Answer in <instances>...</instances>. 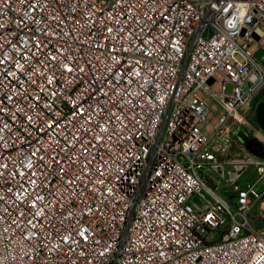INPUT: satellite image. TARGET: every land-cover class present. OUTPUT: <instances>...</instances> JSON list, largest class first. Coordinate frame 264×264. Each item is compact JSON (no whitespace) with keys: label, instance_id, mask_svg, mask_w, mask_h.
Wrapping results in <instances>:
<instances>
[{"label":"built area","instance_id":"built-area-1","mask_svg":"<svg viewBox=\"0 0 264 264\" xmlns=\"http://www.w3.org/2000/svg\"><path fill=\"white\" fill-rule=\"evenodd\" d=\"M253 45L264 0H0V264H264Z\"/></svg>","mask_w":264,"mask_h":264},{"label":"rangeland","instance_id":"rangeland-1","mask_svg":"<svg viewBox=\"0 0 264 264\" xmlns=\"http://www.w3.org/2000/svg\"><path fill=\"white\" fill-rule=\"evenodd\" d=\"M251 51L253 53V56L255 58V60H257L260 65L262 67H264V59H262L264 57V50L262 48H258L255 45H253L251 47ZM238 58H240V55H237ZM231 92V86H227L226 87V94H229ZM200 96H202L200 94ZM203 97V96H202ZM204 100L206 101L207 105L209 106V111L206 114V120H207V125L205 124H201L200 125V129L207 133L210 130L213 129V127L215 126L216 122L218 121V119L224 114L223 110L221 108H219L213 101L207 99L206 97H203ZM263 100L264 102V88L261 90V92L254 98L249 110L247 109H243L241 112L243 115H246V120L248 123V127L247 128H239L238 131H236L235 133V137L237 138L236 142L244 145L245 149L246 148V144H248V142H253L254 144H256L258 146V148L261 147V145L263 146V143L260 142L256 137V131H257V127L255 126V119H254V109L255 106L257 105V103L259 101ZM260 137H262V135H259ZM243 137H246V142L245 140H243ZM264 141V140H263ZM261 149V148H260ZM248 152H250L249 150H247ZM261 152H264V149H261ZM251 153V152H250ZM249 176V180H248V184L252 185L258 178V175L253 171H249L247 172V174L245 175ZM241 182H244V184H246V180L245 178L241 179ZM263 184H259L258 188L259 189H263ZM220 188H221V195L224 198H229V195L231 194L230 192H226L225 188L223 187L222 183H220ZM234 202V200H232ZM261 203H258L256 206H254L252 208V210L249 212L248 217L250 219V221L256 225L257 227H262L264 226V210H261ZM217 237V236H216ZM215 235H214V239H216Z\"/></svg>","mask_w":264,"mask_h":264},{"label":"water","instance_id":"water-1","mask_svg":"<svg viewBox=\"0 0 264 264\" xmlns=\"http://www.w3.org/2000/svg\"><path fill=\"white\" fill-rule=\"evenodd\" d=\"M254 119L256 122V125L260 128V130L264 133V102H260L255 106L254 109ZM261 149H264L261 145ZM253 153V152H251ZM256 154V153H253ZM260 157H263L264 155L256 154Z\"/></svg>","mask_w":264,"mask_h":264},{"label":"flooded vegetation","instance_id":"flooded-vegetation-1","mask_svg":"<svg viewBox=\"0 0 264 264\" xmlns=\"http://www.w3.org/2000/svg\"><path fill=\"white\" fill-rule=\"evenodd\" d=\"M263 102V100L259 101L258 103ZM257 103V104H258ZM255 126L260 130V128L256 125L255 122ZM261 131V130H260ZM262 132V131H261ZM247 139H245L246 142ZM246 148L247 150H249L250 152L256 153L258 154L259 152H261V149L258 148V146L256 144H254L253 142H248V144H246Z\"/></svg>","mask_w":264,"mask_h":264},{"label":"crops","instance_id":"crops-1","mask_svg":"<svg viewBox=\"0 0 264 264\" xmlns=\"http://www.w3.org/2000/svg\"><path fill=\"white\" fill-rule=\"evenodd\" d=\"M258 130V129H257ZM264 134V133H263ZM236 140H237V138H236ZM263 148H264V143H263ZM258 154H260V155H264V152H259ZM264 157V156H263Z\"/></svg>","mask_w":264,"mask_h":264},{"label":"trees","instance_id":"trees-1","mask_svg":"<svg viewBox=\"0 0 264 264\" xmlns=\"http://www.w3.org/2000/svg\"><path fill=\"white\" fill-rule=\"evenodd\" d=\"M246 139V137H243V140H245Z\"/></svg>","mask_w":264,"mask_h":264}]
</instances>
